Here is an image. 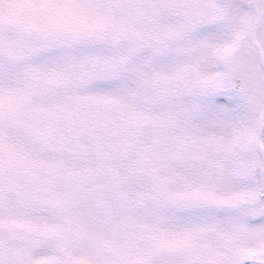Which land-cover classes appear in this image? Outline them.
<instances>
[{
  "label": "snow or ice",
  "instance_id": "snow-or-ice-1",
  "mask_svg": "<svg viewBox=\"0 0 264 264\" xmlns=\"http://www.w3.org/2000/svg\"><path fill=\"white\" fill-rule=\"evenodd\" d=\"M0 264H264V0H0Z\"/></svg>",
  "mask_w": 264,
  "mask_h": 264
}]
</instances>
